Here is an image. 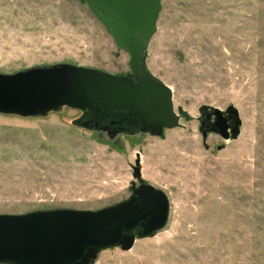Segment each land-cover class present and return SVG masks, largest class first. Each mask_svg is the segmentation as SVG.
I'll return each mask as SVG.
<instances>
[{
  "label": "rangeland",
  "instance_id": "1",
  "mask_svg": "<svg viewBox=\"0 0 264 264\" xmlns=\"http://www.w3.org/2000/svg\"><path fill=\"white\" fill-rule=\"evenodd\" d=\"M128 60L85 2L0 0L2 73L68 62L125 74ZM145 61L186 113L178 126L109 134L66 105L0 113V212L105 207L130 195L138 166L168 197L166 224L136 226L130 249L101 248L91 264H264V0H161ZM203 104L234 105L238 136L209 132L205 148Z\"/></svg>",
  "mask_w": 264,
  "mask_h": 264
},
{
  "label": "water",
  "instance_id": "2",
  "mask_svg": "<svg viewBox=\"0 0 264 264\" xmlns=\"http://www.w3.org/2000/svg\"><path fill=\"white\" fill-rule=\"evenodd\" d=\"M80 1L104 24L116 45L128 53L130 71L115 74L59 62L0 72V113L42 116L66 105L92 112L90 119L80 117L76 123L98 129L103 112L125 111L133 122L140 123L137 131L164 137V129L178 126L186 113L174 110L171 88L146 66V47L156 30L161 0ZM199 112L198 129L205 148L209 132L223 140L238 136L241 120L234 105L222 110L203 104ZM203 118L211 120L204 123ZM221 148L223 145L218 144L217 149ZM133 175L138 183H132L126 199L98 209L0 212V263L91 264L101 248L130 249L136 226L141 228L139 235L162 228L169 212L166 193L144 181L138 166Z\"/></svg>",
  "mask_w": 264,
  "mask_h": 264
},
{
  "label": "flooded vegetation",
  "instance_id": "3",
  "mask_svg": "<svg viewBox=\"0 0 264 264\" xmlns=\"http://www.w3.org/2000/svg\"><path fill=\"white\" fill-rule=\"evenodd\" d=\"M94 114L90 111H84L81 117L90 119ZM205 118V117H204ZM204 123H208L210 119H204ZM97 126L99 130L108 132L109 134L122 132L126 134L140 133L138 130L140 123L133 122V119L126 114L125 111H109L103 112L100 116ZM139 227V226H137ZM136 230V227H135Z\"/></svg>",
  "mask_w": 264,
  "mask_h": 264
}]
</instances>
